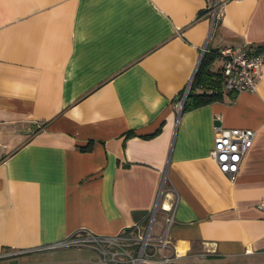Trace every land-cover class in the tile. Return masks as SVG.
<instances>
[{
	"label": "crops",
	"instance_id": "0c3cea01",
	"mask_svg": "<svg viewBox=\"0 0 264 264\" xmlns=\"http://www.w3.org/2000/svg\"><path fill=\"white\" fill-rule=\"evenodd\" d=\"M223 1L209 38L211 0H0V256L143 230L163 181L152 230L179 258L264 264V75L175 107L204 46L264 52V0ZM215 126L255 131L234 181Z\"/></svg>",
	"mask_w": 264,
	"mask_h": 264
},
{
	"label": "built area",
	"instance_id": "2783aa9c",
	"mask_svg": "<svg viewBox=\"0 0 264 264\" xmlns=\"http://www.w3.org/2000/svg\"><path fill=\"white\" fill-rule=\"evenodd\" d=\"M223 4V0H211L207 8L209 38L213 28L221 18ZM205 51H207L206 46L203 47L202 54ZM218 53L221 58L220 72L223 88L233 93L255 92L258 79L264 75V52L224 46L219 49ZM200 58L197 60V65ZM191 83L192 77L187 81L181 95L175 102L178 111L182 110ZM254 137L255 131L251 128L215 126L210 157L219 170L225 173L231 181L236 179L241 161L252 146ZM162 195L163 181L157 202L150 210L149 223L143 230L138 224H134L122 229L115 235L77 234L48 247L91 245L98 250L101 261L107 264L172 263L179 258V254L173 247L167 231L154 233L152 230L154 219L161 206ZM257 207L264 213V201L259 202ZM166 211L164 222L167 227L173 221L172 207Z\"/></svg>",
	"mask_w": 264,
	"mask_h": 264
},
{
	"label": "rangeland",
	"instance_id": "374dc122",
	"mask_svg": "<svg viewBox=\"0 0 264 264\" xmlns=\"http://www.w3.org/2000/svg\"><path fill=\"white\" fill-rule=\"evenodd\" d=\"M52 254L46 256L26 254V255H4L0 256V264H85L82 258H96V251L89 247L78 246H60L52 250ZM95 251V253H94ZM8 253V252H7ZM81 259V260H80ZM33 260V263H30ZM38 260V261H34ZM43 260V261H42ZM73 260V261H72ZM106 264V263H103ZM141 264H164V263H146ZM169 264H217L214 260L201 261L197 256L188 258H178Z\"/></svg>",
	"mask_w": 264,
	"mask_h": 264
},
{
	"label": "trees",
	"instance_id": "16d2710c",
	"mask_svg": "<svg viewBox=\"0 0 264 264\" xmlns=\"http://www.w3.org/2000/svg\"><path fill=\"white\" fill-rule=\"evenodd\" d=\"M217 56H219L217 50L205 51L202 54L193 75L190 90L183 103L182 111L222 99L225 89L222 86L220 69L214 71L210 69L214 58ZM196 88L203 90L201 92L193 91Z\"/></svg>",
	"mask_w": 264,
	"mask_h": 264
}]
</instances>
